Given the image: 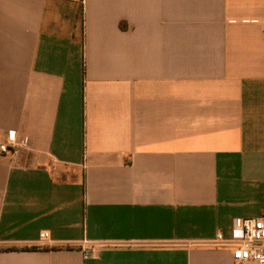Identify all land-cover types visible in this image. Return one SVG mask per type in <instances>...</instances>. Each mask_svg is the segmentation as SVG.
<instances>
[{"label": "crops", "instance_id": "0c3cea01", "mask_svg": "<svg viewBox=\"0 0 264 264\" xmlns=\"http://www.w3.org/2000/svg\"><path fill=\"white\" fill-rule=\"evenodd\" d=\"M263 24L264 0H0V264H235Z\"/></svg>", "mask_w": 264, "mask_h": 264}, {"label": "built area", "instance_id": "2783aa9c", "mask_svg": "<svg viewBox=\"0 0 264 264\" xmlns=\"http://www.w3.org/2000/svg\"><path fill=\"white\" fill-rule=\"evenodd\" d=\"M22 148V143L16 142L10 133L7 142H0V156L13 159L21 153ZM41 237L45 239L48 235L44 233ZM217 240L222 241L219 235ZM232 245L231 252L235 264H264V217L236 219L233 223ZM87 255L86 253L85 256Z\"/></svg>", "mask_w": 264, "mask_h": 264}]
</instances>
